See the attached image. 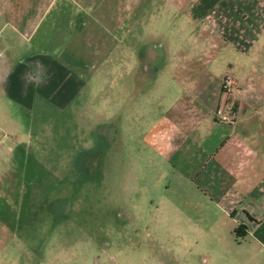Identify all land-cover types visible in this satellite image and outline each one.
<instances>
[{
  "label": "crops",
  "instance_id": "0c3cea01",
  "mask_svg": "<svg viewBox=\"0 0 264 264\" xmlns=\"http://www.w3.org/2000/svg\"><path fill=\"white\" fill-rule=\"evenodd\" d=\"M90 1L0 0V56L3 50L8 52L0 61L1 111L9 100L27 102L35 90L22 80L30 75L46 80L58 97L67 89L54 85L57 75L67 80L72 74V79L86 82L97 74L100 81H109L108 68L104 76L100 67L94 68L111 64L116 71L117 66H130L134 82L130 94L128 89L114 96L102 91L104 108L108 102L110 108L115 105L114 128L123 135L122 141L130 131L131 156L122 157L123 168L130 167L134 180L142 177L149 182L152 171L164 177L166 187L178 193L177 204H171L191 209L186 216L194 214L210 226L193 236L209 246L193 249L183 243L173 258L178 264H264V0H113V8L99 4L92 11ZM77 2L85 5L78 7ZM96 10L99 43L88 45L87 53L76 41L88 39L85 17L90 19ZM48 17L45 30L54 33V40H45L48 46L40 48L46 50L30 59L28 71L18 68L21 63H12V53L22 44L27 48ZM67 54L71 57L64 62ZM65 64L92 69L70 73L60 69ZM227 72L235 85V124L219 122L214 114L221 99V78ZM73 93L68 92V97ZM5 134L0 126V162L11 160ZM9 171L0 169V193L5 198L11 185ZM5 207L0 202V264H18L23 255L28 259L21 264H167L154 259L151 247L171 236L153 233L148 219L143 232L116 235L113 252L99 243L100 238L78 228L76 236L68 233L66 239L83 241V247L77 254L65 247L64 259L58 263L54 207L43 222L38 249L26 240L13 244L17 230L12 228L10 208ZM131 210L139 221L144 203L132 204ZM160 218L153 221L159 224ZM162 252L172 257L169 251Z\"/></svg>",
  "mask_w": 264,
  "mask_h": 264
},
{
  "label": "rangeland",
  "instance_id": "374dc122",
  "mask_svg": "<svg viewBox=\"0 0 264 264\" xmlns=\"http://www.w3.org/2000/svg\"><path fill=\"white\" fill-rule=\"evenodd\" d=\"M114 3L113 0H99V3L91 0L88 5H91L92 11L99 4L111 9ZM77 4L82 8L84 3ZM96 13L97 10L90 19L85 17L84 27L90 30L88 39H77V44L74 39L76 45L85 46L87 53L88 45L99 43L100 27ZM50 18L46 19L38 33L28 41L27 48L22 44L14 55L11 50L12 63H21L18 68L28 71L30 59L39 54V51L46 50L40 48L48 46L45 40H54V33L45 30V24ZM109 19L111 17H107ZM1 54L3 58L0 56V61L7 58L8 52L3 50ZM52 56L54 57V52ZM68 57L71 55L67 54L62 60L65 62ZM84 67L92 69L90 66L78 64H65L60 69L78 73ZM117 67L119 68L116 71L111 64L94 68L103 72L101 76H104V68H108L109 81H100L97 74L91 75L92 79L86 82L72 79V74H68L67 80L61 79L62 75H57L54 85L58 84L60 88L65 85L67 89L65 94L60 93L58 97H54L51 85L48 88L49 83L46 80L39 81L30 78V75L22 80L25 87L35 90L26 99L27 102L21 104L12 99L7 101L5 111L2 112L0 108V126L6 129L8 134L5 135L11 146V160L0 162V169L11 170L9 194L5 198L0 193V202L6 204L5 209L10 208L12 228L17 230V239L13 240V244L19 245L26 240L29 245H37L38 249L42 242L40 236L45 230L43 222L49 220L48 216L54 207V261L58 263L64 259L62 254H65V247L76 254L83 247V241L72 242L66 239L68 233L76 236L74 230L78 228L80 233H89L100 238L99 243L108 252H113L117 248L116 239L119 233L131 234L134 230L143 232L148 219L149 223L152 221L150 225L153 233L165 232L171 236L167 240L153 242L151 248L154 259L167 264H178V259L173 258V255L174 252L177 254L178 250H182L183 243L193 249L203 244L204 247L209 246V242L202 241L200 244L201 241H195L193 236L195 233L210 230V226L205 219H195L194 214L190 216L192 218L186 216L192 214L191 209L171 204L173 201L177 204L178 193L166 187L168 182L163 180L164 177L152 171L149 186L148 180L142 177L134 180L129 171L130 167L128 170L123 168L122 157L126 156L130 160L131 156L130 131L128 129L122 141L123 135L116 133L114 128L115 105L112 104L110 108L108 102L104 108L105 97L102 94L103 91L114 96L126 89L127 94H130L129 90L134 89L131 87L134 82L130 81L133 76L130 74V66ZM55 68L58 69L56 65ZM110 71L113 74L110 75ZM120 83L122 86H119ZM41 84L43 97L39 95ZM73 90L74 95L68 97V92ZM122 107H117V110ZM100 152L106 154L100 156ZM134 203H144L145 210L140 214L143 218L139 221L131 213V205ZM15 216L16 222L13 220ZM159 217L164 222L160 218L157 224L153 220ZM37 237L40 239L38 243ZM164 249L169 251L171 258L167 257L166 252L163 256ZM85 250L88 252L89 248ZM26 259V255L21 256L18 264ZM33 259L36 262L38 258Z\"/></svg>",
  "mask_w": 264,
  "mask_h": 264
},
{
  "label": "built area",
  "instance_id": "2783aa9c",
  "mask_svg": "<svg viewBox=\"0 0 264 264\" xmlns=\"http://www.w3.org/2000/svg\"><path fill=\"white\" fill-rule=\"evenodd\" d=\"M221 99L215 109V117L219 122L235 124L237 121V104L235 99V85L231 72L221 78Z\"/></svg>",
  "mask_w": 264,
  "mask_h": 264
}]
</instances>
